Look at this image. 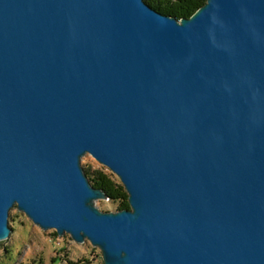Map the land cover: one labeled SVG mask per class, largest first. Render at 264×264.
<instances>
[{"label": "water", "instance_id": "water-1", "mask_svg": "<svg viewBox=\"0 0 264 264\" xmlns=\"http://www.w3.org/2000/svg\"><path fill=\"white\" fill-rule=\"evenodd\" d=\"M15 206L104 264H264V0H0V242Z\"/></svg>", "mask_w": 264, "mask_h": 264}, {"label": "rangeland", "instance_id": "rangeland-1", "mask_svg": "<svg viewBox=\"0 0 264 264\" xmlns=\"http://www.w3.org/2000/svg\"><path fill=\"white\" fill-rule=\"evenodd\" d=\"M82 164L103 166L90 154L83 157ZM114 178L120 181L115 174ZM96 206L103 211H118V203L110 199L96 200ZM9 222L13 231L9 239L0 242V264H104L100 248L89 240L78 243L69 234L43 230L17 206L11 209Z\"/></svg>", "mask_w": 264, "mask_h": 264}, {"label": "trees", "instance_id": "trees-1", "mask_svg": "<svg viewBox=\"0 0 264 264\" xmlns=\"http://www.w3.org/2000/svg\"><path fill=\"white\" fill-rule=\"evenodd\" d=\"M150 5L159 11L175 16L178 19L192 16L207 0H146ZM91 183L103 189L110 200L118 203V209L130 208L129 195L124 185L114 178V174L106 167L93 168L91 164L84 166ZM55 235H58L55 232Z\"/></svg>", "mask_w": 264, "mask_h": 264}, {"label": "bare ground", "instance_id": "bare-ground-1", "mask_svg": "<svg viewBox=\"0 0 264 264\" xmlns=\"http://www.w3.org/2000/svg\"><path fill=\"white\" fill-rule=\"evenodd\" d=\"M150 4V3H149ZM129 200V199H128Z\"/></svg>", "mask_w": 264, "mask_h": 264}]
</instances>
